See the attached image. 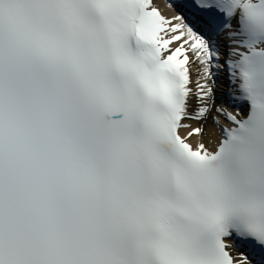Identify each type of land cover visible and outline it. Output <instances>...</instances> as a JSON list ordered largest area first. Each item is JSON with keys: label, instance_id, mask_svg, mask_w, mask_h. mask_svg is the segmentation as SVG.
I'll return each mask as SVG.
<instances>
[{"label": "snow or ice", "instance_id": "obj_1", "mask_svg": "<svg viewBox=\"0 0 264 264\" xmlns=\"http://www.w3.org/2000/svg\"><path fill=\"white\" fill-rule=\"evenodd\" d=\"M167 6L0 0V264H264V0Z\"/></svg>", "mask_w": 264, "mask_h": 264}, {"label": "bare ground", "instance_id": "obj_2", "mask_svg": "<svg viewBox=\"0 0 264 264\" xmlns=\"http://www.w3.org/2000/svg\"><path fill=\"white\" fill-rule=\"evenodd\" d=\"M155 4L160 7V9L164 12L165 16L171 17L172 15H175L173 10L170 9L165 3H161L158 0H156ZM196 71H197V69H196V66L194 65L192 67V79H193V81H195L196 78H197L196 77ZM217 103H218V99H217ZM193 105L195 106V100H193ZM222 122H224V121L222 120ZM192 123H193V127H197L198 126L195 122H192ZM208 128H209L210 133L214 130L216 132V137L217 138L219 137L218 129H214V126H213V123H212L211 120L209 121ZM187 131H189V130L188 129L181 130L182 135H186ZM198 139H199V137H196V138H193L191 140L193 145H195L197 143ZM206 141L209 143V146H211V147L215 146L212 143V137L211 136L206 137Z\"/></svg>", "mask_w": 264, "mask_h": 264}]
</instances>
